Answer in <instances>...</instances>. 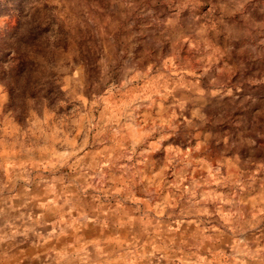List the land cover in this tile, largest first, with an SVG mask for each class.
Segmentation results:
<instances>
[{
	"label": "clouds",
	"instance_id": "9594fccd",
	"mask_svg": "<svg viewBox=\"0 0 264 264\" xmlns=\"http://www.w3.org/2000/svg\"><path fill=\"white\" fill-rule=\"evenodd\" d=\"M0 264H264V0H0Z\"/></svg>",
	"mask_w": 264,
	"mask_h": 264
}]
</instances>
